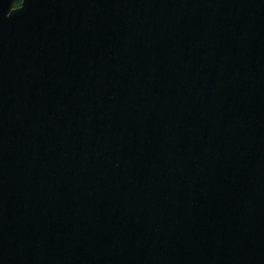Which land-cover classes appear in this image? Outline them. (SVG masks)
Listing matches in <instances>:
<instances>
[{
    "label": "water",
    "instance_id": "water-1",
    "mask_svg": "<svg viewBox=\"0 0 264 264\" xmlns=\"http://www.w3.org/2000/svg\"><path fill=\"white\" fill-rule=\"evenodd\" d=\"M0 264H264V0H0Z\"/></svg>",
    "mask_w": 264,
    "mask_h": 264
},
{
    "label": "trees",
    "instance_id": "trees-1",
    "mask_svg": "<svg viewBox=\"0 0 264 264\" xmlns=\"http://www.w3.org/2000/svg\"><path fill=\"white\" fill-rule=\"evenodd\" d=\"M20 0H15V5H18Z\"/></svg>",
    "mask_w": 264,
    "mask_h": 264
}]
</instances>
